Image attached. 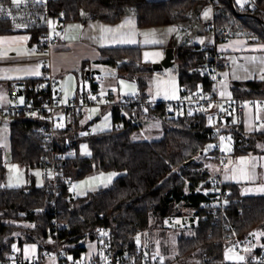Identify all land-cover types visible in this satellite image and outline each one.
Segmentation results:
<instances>
[{
  "label": "trees",
  "instance_id": "trees-1",
  "mask_svg": "<svg viewBox=\"0 0 264 264\" xmlns=\"http://www.w3.org/2000/svg\"><path fill=\"white\" fill-rule=\"evenodd\" d=\"M256 2L264 9V0ZM208 3L214 7L217 39L245 36L264 41L263 12L249 5L237 12L235 0H50L49 11L53 18L64 22L98 19L115 23L124 14L134 13L138 25L144 27L178 24L193 10ZM47 30L46 25L33 29L32 40L42 45ZM10 31L7 23L0 21V33ZM101 52L103 57L98 63L117 68L127 78H136L139 93L147 96L141 73L153 68L142 60L138 47L106 48ZM211 57V52L195 44L185 42L178 46L175 59L180 61V85L192 90L210 89ZM43 81V76L26 79L22 83L23 94L34 100L44 98L46 90L38 85ZM90 85L99 88V83L93 80ZM232 90L236 96H264V78L234 82ZM235 113L237 119L229 126L233 152L264 153V127L246 133L240 111ZM143 115L161 117L160 138L133 139V133L140 127L138 119ZM78 116L72 117L76 121ZM117 121L121 122L119 126ZM74 123L60 129L52 146L47 148L37 133L39 119L23 113L12 117L11 159L14 162L43 169L52 155L65 153L66 156L61 159L62 167L57 172L60 193L55 195L52 181L46 178L41 186L34 183L6 186L5 151L0 147V259L8 257L15 245L22 247L25 243H36L38 257L42 259L44 249L54 248L52 220L55 217L63 225L60 242L66 260L86 253L85 242L94 239L100 224L109 227L112 250L122 255L136 250L140 233L175 218H182L192 234L179 238L178 250L165 258L167 263L207 257L219 263L224 241L232 242L248 235L254 236L257 242L255 253L264 255V195H244L237 184L224 183L232 199L225 207L224 224L212 213L209 203L213 200V184H201L204 176L213 173L206 160L215 161L213 149L205 152L206 145L214 140L205 113L167 111L163 103H157L138 106L134 111L113 109V128L99 133L80 134L78 129L82 126ZM82 141L89 143L90 155L80 154ZM99 169L118 174L110 187L83 195L71 190L73 180ZM52 200L56 201L55 205ZM192 216L194 225L190 221Z\"/></svg>",
  "mask_w": 264,
  "mask_h": 264
},
{
  "label": "crops",
  "instance_id": "crops-1",
  "mask_svg": "<svg viewBox=\"0 0 264 264\" xmlns=\"http://www.w3.org/2000/svg\"><path fill=\"white\" fill-rule=\"evenodd\" d=\"M206 12L208 13L207 16H205ZM210 16L214 18L212 3L193 10L186 20L178 24L169 23L144 27L138 25L137 15L134 13L124 14L115 23L98 19L64 22L58 17L53 18L51 16L48 28L49 37H58L59 42L52 43L47 48L41 47V44L32 40V31L14 32L11 30L8 33H0V99L8 94L10 81H17L22 91V83L26 79L40 78L47 69L58 78L60 82L59 88L64 96H72L90 86V81L94 79L93 75L99 74L100 66L112 67L111 65L97 62L103 57L102 49L138 47L141 50L143 61L152 64L161 61L169 47H173L175 51L178 46L185 42L197 46L213 43L215 37L206 25ZM216 49L221 72L219 79L216 82H212L210 88H214L222 97L229 98L234 95L232 90L234 82L261 80L264 78V41L245 36H233L216 41ZM85 62L87 64L84 69L83 65ZM87 71L93 72L88 74ZM37 72L39 73L38 75L36 74ZM179 86L178 97L183 88L180 83ZM109 91L113 92L117 98L129 95L121 96L119 95L120 92ZM145 93L152 101H163L160 97H153L150 92ZM19 99L18 102H22ZM96 109L100 108L95 107L84 112L91 114L89 118L95 119L92 111ZM83 113L77 117L76 121L73 117L66 118L65 125H71V123L75 122V126L79 124L84 129L90 120L83 125L80 119L83 117ZM260 118L264 120L263 110H257L250 105L247 106L241 112L244 132L253 133L263 129L264 123H258ZM236 119V113H230L229 122L233 124ZM11 120L12 118H7L0 113V147L5 151V163L8 160H12ZM231 137V140L225 145L231 143L234 146L232 134ZM229 155L230 162L222 173L224 183L237 184L244 195H264V191H261L264 188V153L247 152L240 154L230 153ZM205 164L211 172H216V162L212 158L211 160H206ZM99 172L102 173L99 175L95 174ZM117 175L113 171L95 170L86 176L89 179H93L91 184H86L85 190H79L83 192L76 195L108 188L113 184ZM30 183L36 184V178L32 174L27 177L25 185ZM5 185L9 186L7 177ZM91 244V248L86 245L85 254L88 255L87 252L90 253L88 256H93L97 250L95 239H93ZM138 245L145 249L142 244L138 243ZM22 255L24 256V254ZM37 257L38 254L33 259ZM26 259L29 260L28 257Z\"/></svg>",
  "mask_w": 264,
  "mask_h": 264
},
{
  "label": "built area",
  "instance_id": "built-area-1",
  "mask_svg": "<svg viewBox=\"0 0 264 264\" xmlns=\"http://www.w3.org/2000/svg\"><path fill=\"white\" fill-rule=\"evenodd\" d=\"M50 0H0V21L6 22L9 29L16 31H32L42 25L49 28L51 18L49 11ZM253 7H259L256 0H250ZM243 7H240L242 9ZM264 14V9L259 7ZM208 30L213 33L215 41L210 44H200L201 50H206L212 54L211 71L209 77L212 82H216L220 77L221 67L218 62V52L216 49L217 28L215 19L206 23ZM59 42L58 37H49L48 30L45 33L44 43L41 47H49L52 43ZM47 69V68H46ZM44 81L38 85L46 90V96L40 100L25 97L22 102H18L20 95V84L17 81H10L8 84V94L0 99V113L7 118H12L15 114L23 113L27 116L37 118L41 121L38 128V135L47 148H50L56 140L58 131L65 126V119L74 115H82L84 111L95 107L118 109L120 112L127 110L134 111L138 106L148 104L163 103L167 111H201L206 114L209 125L214 137L212 148L214 154L212 157L216 161L217 170L210 175H206L201 180V184L212 183L211 189L213 200L210 201L213 215L220 223L224 224L225 207L232 203L230 192L224 188L222 173L226 165L230 162V155L225 151V143L231 140L229 132L230 113L242 112L247 106H252L257 110L264 111V96H236L229 98L222 97L214 88H200L192 90L183 87L179 97L171 101H152L147 96L144 97L139 92L135 95H128L117 98L111 91L101 93L91 85L78 91L76 94L65 97L60 90L58 78L49 71L45 70ZM93 81L97 83L104 82L105 78L101 74H94ZM259 124H263V119H258ZM117 126L121 124L116 122ZM95 119H91L86 127L85 135L93 132ZM65 153L54 154L43 168L44 178L53 183L55 195L60 193L58 189L57 172L61 169V159L65 158ZM69 188V186H68ZM52 205L56 204L52 200ZM52 229L55 233L54 248L44 249L42 259L27 260L19 250L12 249L11 253L5 259H0V264H264V255L255 253L257 242L254 236H246L235 239L232 242H225L223 246V258L219 263L213 262L210 258H204L198 261L167 263L159 255L153 254L137 245L133 253L125 252L117 255L112 250L110 229L106 224H100L94 234L97 242L96 253L90 258H72L66 260L60 236L62 235L63 225L55 217ZM234 253L239 258L237 261H227L226 254ZM53 260V261H52Z\"/></svg>",
  "mask_w": 264,
  "mask_h": 264
},
{
  "label": "rangeland",
  "instance_id": "rangeland-1",
  "mask_svg": "<svg viewBox=\"0 0 264 264\" xmlns=\"http://www.w3.org/2000/svg\"><path fill=\"white\" fill-rule=\"evenodd\" d=\"M238 7L251 6L250 0H235ZM242 9H237L236 11H241ZM209 20L213 17H209ZM207 19V20H208ZM208 20V21H209ZM143 60V59H142ZM145 62V61H144ZM155 63V62H154ZM153 65V63L151 64ZM99 74L103 75L105 80L99 84V91L101 93H106L108 90L120 92L119 95L125 96L127 94L135 95L139 92L138 80L136 78H127L123 73H119L117 68L100 66ZM180 71V61L178 59L174 60V64L170 67L163 68L162 70H150L143 71L141 73L142 78L146 82L145 92H150L153 97H160L163 101L175 100L178 98L179 91V77ZM25 95L19 97L20 101L25 99ZM113 109L100 108L92 111L95 116V125L93 126V132L99 133L105 130H111L113 128ZM91 114L88 112L83 113L81 117V123L84 125L88 120H91ZM161 117H150L149 115H143L138 119L140 127L136 129L133 133V139H157L162 136L161 132ZM80 134H85V128L78 129ZM214 147L213 142L206 145L205 152ZM225 151L230 154L234 153V146L229 143L224 145ZM81 155H90L91 150L89 143L87 141H82L80 143ZM6 166V177L10 187L25 186L27 182V177L31 174L36 178V185L41 186L44 183V171L40 167H30L27 165L19 164L13 160H8ZM213 168V167H212ZM114 172V171H113ZM102 172L95 173L96 175ZM109 175V174H107ZM93 177V176H90ZM89 177H84L78 180H73L71 182V190L75 194H79V191L84 189L85 185L93 181ZM87 188V187H86ZM192 234V229L184 224L182 218H175L174 220H169L163 225L152 226V228L147 229L145 232L140 233L137 236V243L142 244L145 249L153 254L159 255L165 260V258L173 256L179 245V238L181 236H190ZM92 240L86 241V245L91 248ZM14 249L23 251L24 256L33 260L37 256L38 247L36 243H25L22 247L15 245ZM89 255L90 253L87 252ZM86 254L82 255V258L88 256ZM91 256H88L90 258ZM227 261H237L240 258L234 253L226 254Z\"/></svg>",
  "mask_w": 264,
  "mask_h": 264
},
{
  "label": "water",
  "instance_id": "water-1",
  "mask_svg": "<svg viewBox=\"0 0 264 264\" xmlns=\"http://www.w3.org/2000/svg\"><path fill=\"white\" fill-rule=\"evenodd\" d=\"M174 60H175L174 48L169 47L166 50L165 57L161 61L153 63L152 68H153V70H162L163 68L170 67L171 65H173ZM87 72L89 74L90 72H93V71H87ZM98 72H100V71L98 70ZM21 93H22V91H20V94ZM194 220H195V218L193 216L190 217V221H191L192 225H194Z\"/></svg>",
  "mask_w": 264,
  "mask_h": 264
},
{
  "label": "snow or ice",
  "instance_id": "snow-or-ice-1",
  "mask_svg": "<svg viewBox=\"0 0 264 264\" xmlns=\"http://www.w3.org/2000/svg\"><path fill=\"white\" fill-rule=\"evenodd\" d=\"M14 2H16V0H14ZM238 2H239V0H238ZM0 11H2V9H0ZM207 15H208V13L206 12L205 16H207ZM36 74L38 75L39 73L37 72ZM261 191H264V188H262ZM240 259H243V257H240Z\"/></svg>",
  "mask_w": 264,
  "mask_h": 264
},
{
  "label": "bare ground",
  "instance_id": "bare-ground-1",
  "mask_svg": "<svg viewBox=\"0 0 264 264\" xmlns=\"http://www.w3.org/2000/svg\"><path fill=\"white\" fill-rule=\"evenodd\" d=\"M140 91V90H139ZM241 113V112H240ZM237 116V115H236Z\"/></svg>",
  "mask_w": 264,
  "mask_h": 264
}]
</instances>
